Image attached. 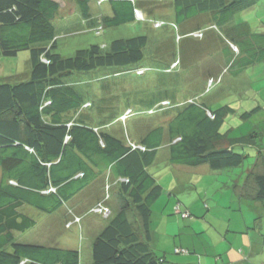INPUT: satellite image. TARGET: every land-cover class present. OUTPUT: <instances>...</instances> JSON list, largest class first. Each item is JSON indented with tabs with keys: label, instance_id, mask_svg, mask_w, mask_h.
Instances as JSON below:
<instances>
[{
	"label": "trees",
	"instance_id": "obj_1",
	"mask_svg": "<svg viewBox=\"0 0 264 264\" xmlns=\"http://www.w3.org/2000/svg\"><path fill=\"white\" fill-rule=\"evenodd\" d=\"M104 1L110 2L112 14H101L95 22L89 0H77L83 17L92 18L89 30L97 35L106 27L137 20H150L156 29L172 25L176 35L118 37L64 55L58 50L54 22L60 7L57 0H0V55L29 49L31 61V69L21 79L0 82V264H81L80 248L19 239L37 222L25 210L29 206L44 213L69 207L66 227L74 222L72 216L75 220L103 216L97 207L109 208L106 223L93 231L90 264H166L165 256L151 244L152 205L163 186L150 166L161 151L173 165L207 164L212 171H227L243 165L247 146L256 148L258 156L243 185L251 207L264 203V146L252 133L231 137L230 129L221 130L226 114L234 112L232 107L211 109L199 96L172 103L145 91L141 96V90L130 95L137 104L133 107L117 94V85L125 91L131 84L110 79L131 70L145 74L151 65L139 63L147 58L163 75L176 72L180 77L181 69H191L195 54L203 48L202 55L227 62L218 77L222 79L228 71L240 73L264 61V31H256L242 17L264 8V0H97ZM158 8L168 11L157 14ZM220 33L226 35L223 43L218 42ZM170 38L171 47L185 51L183 45L189 46L186 56H171ZM102 67L119 69L87 79L73 76ZM207 80L212 85L220 79L208 76ZM101 81L102 96L100 86L96 89ZM90 93L97 99H91ZM160 111L172 116L156 122ZM137 113L143 125L135 124L136 137H125L120 124L119 132L115 130V123H127L128 116ZM153 115H157L155 123ZM100 191L101 199H94ZM113 198L118 205L110 203ZM263 251L256 253L257 259L264 258Z\"/></svg>",
	"mask_w": 264,
	"mask_h": 264
},
{
	"label": "rangeland",
	"instance_id": "obj_2",
	"mask_svg": "<svg viewBox=\"0 0 264 264\" xmlns=\"http://www.w3.org/2000/svg\"><path fill=\"white\" fill-rule=\"evenodd\" d=\"M60 1L61 6L54 22L59 35L58 50L64 55H72L76 49L93 43L109 44L118 37L146 33L154 39L164 34V37L171 36V38L174 34L176 35L172 25L156 29L150 20L145 22L137 20L117 27H106L102 34L97 35L89 30L90 24L85 23L77 0ZM89 9L95 22L101 14H112L109 1L98 4L97 0H89ZM162 10L167 9H155L157 14ZM242 17H247L256 31H264L263 7H258ZM225 37L226 35L220 33L218 42L223 43L222 40H225ZM171 38L167 43L171 56L177 59L183 55L186 56L189 46L183 45L185 51L179 49L178 44H176L178 47H171L173 46ZM203 41L205 40L201 43ZM190 42L194 43L192 40ZM203 51L195 54L191 69H181L180 77H177L176 72L163 75L161 70L157 69L159 66L156 62L152 63L147 58L139 63V65H151L145 74L138 76L131 70L121 76H110V79L116 81L122 78L131 84L125 91L117 85L119 88L117 94L123 99L121 101L125 103L129 101L133 107H137V104L130 95L131 93L139 95L138 90H141V96L142 91H145L146 95L152 93L155 96L168 97L172 103L199 96L198 98L206 102L211 109L229 105L234 112L226 114L221 130L230 129L231 137L252 133L264 146V61L254 63L240 73L224 72L222 79L218 77L226 68L227 62H223L222 58L217 60L210 55H202ZM135 67L133 65L130 68ZM30 69L29 49L20 50L13 56L0 55V82H15ZM115 69L119 68L102 67L88 72H75L73 76H83L87 79L97 75L104 76ZM208 76L220 80L210 85ZM107 80H104V84ZM96 84L97 90L100 86L102 96L103 82ZM88 95L93 100L97 99L93 93ZM120 107L121 103L114 110L118 111ZM160 113L161 111L157 112V114ZM245 113H249V117H243ZM156 116H152L154 123ZM160 116L157 117L160 121L156 122L162 123L172 115L166 116L162 113ZM141 118L139 113L130 115L127 123L122 121L115 123V130L119 132L120 124L125 137L129 134L136 137L138 129L135 124L143 125ZM245 150L248 157L243 165L227 171H212L207 164L194 167L173 165L165 159L164 151L159 153L157 161L150 166V171L163 186L162 194L152 205L155 231L151 244L158 255L165 256L166 264H252L255 261V258L250 256L249 244L241 240L242 237L247 238L255 231V222L252 219L259 213L251 207V200L247 198L243 185L245 174L254 165L258 152L252 146H247ZM107 182L110 180L107 179ZM97 194L99 195V193L95 195L98 196ZM110 203L113 206L118 205L116 198H113ZM25 210L29 214L31 212L37 222L19 239H24L25 243H52L62 247L80 248L81 264H90L95 223L104 225L107 214L105 216L100 214L95 218L81 217L82 220H75L72 216L74 222L66 227L65 221L68 218L69 207L61 206L51 213H44L33 206L25 207ZM261 210L264 211V205ZM240 228L248 232H237ZM177 249L183 251L177 252ZM242 252H245L247 256L243 257L244 262L236 260V258H242ZM254 263L264 264V258Z\"/></svg>",
	"mask_w": 264,
	"mask_h": 264
},
{
	"label": "crops",
	"instance_id": "obj_3",
	"mask_svg": "<svg viewBox=\"0 0 264 264\" xmlns=\"http://www.w3.org/2000/svg\"><path fill=\"white\" fill-rule=\"evenodd\" d=\"M57 1L59 3L61 2L60 0H57ZM65 8H66V5H65ZM89 20H92V18H85V23L86 24H90V21ZM102 194H103L102 191H100L99 192V195L97 194L98 196H96V195H95L96 197L94 196V199L95 198L97 200L101 199ZM251 203H253V202H251ZM263 205H264V203H255L254 204L255 208H259V210H261V208H262ZM262 212H264V211H262ZM92 217L95 218V217H99V216L98 215H94ZM252 221L255 222V231L252 234H249V236L247 238H243L242 237V240L241 241L244 242V240H245L246 244H249L250 250H251L250 251V256H252L253 258H255V261H256V260L259 259V258L257 259L256 253L257 252H260L261 250H264V214L257 215V217L256 218L254 217L252 219ZM97 224L98 223H95V225H96L95 226V230H94L95 232L99 231L101 229V227H102L100 224H98V225ZM245 231L248 232L247 230H244L243 231V229L240 228L237 232L243 233ZM243 259H244L243 257L241 259L240 258H236V260H239L240 262H244ZM245 261H247V260H245ZM234 262H236V261H234ZM254 262L252 264H255ZM237 264H240V263H237Z\"/></svg>",
	"mask_w": 264,
	"mask_h": 264
},
{
	"label": "built area",
	"instance_id": "obj_4",
	"mask_svg": "<svg viewBox=\"0 0 264 264\" xmlns=\"http://www.w3.org/2000/svg\"><path fill=\"white\" fill-rule=\"evenodd\" d=\"M140 72H142V71H140ZM97 210H99V211H103V215L105 216L106 214V217L109 215V213H110V210H109V208H107V207H102V206H98L97 207Z\"/></svg>",
	"mask_w": 264,
	"mask_h": 264
}]
</instances>
